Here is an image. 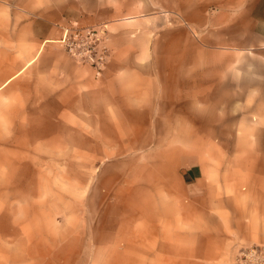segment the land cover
I'll return each mask as SVG.
<instances>
[{
    "label": "rangeland",
    "instance_id": "1",
    "mask_svg": "<svg viewBox=\"0 0 264 264\" xmlns=\"http://www.w3.org/2000/svg\"><path fill=\"white\" fill-rule=\"evenodd\" d=\"M255 2L0 0V84L27 63L0 88V264L200 260L180 162L245 186L226 171L264 158V97L226 91L260 67Z\"/></svg>",
    "mask_w": 264,
    "mask_h": 264
},
{
    "label": "crops",
    "instance_id": "2",
    "mask_svg": "<svg viewBox=\"0 0 264 264\" xmlns=\"http://www.w3.org/2000/svg\"><path fill=\"white\" fill-rule=\"evenodd\" d=\"M253 12H256L255 22L258 28L255 38L260 43L259 55L261 56L260 62L256 64L260 67L257 69L246 67L253 63L243 62V66L236 72V80L242 83L248 81L251 85L245 89L238 86L234 88L235 80L232 79V87L227 85V95L264 97V0H256ZM26 64L15 61L8 70L9 74L7 76L4 74L1 78L0 88L24 72L27 68ZM229 82L228 78L227 84ZM19 84L20 81L17 88ZM215 92L216 90L213 89V94ZM257 156L252 154L248 161L252 163H249L247 168H242L241 172L230 169L226 171L227 177L248 176L250 180L245 186H239L236 181L231 182L228 179L225 186L219 187L213 175L207 176L202 164L196 161L180 162L177 179L182 186L179 195L182 216L179 220L187 222L186 224L192 221L193 240L196 242L192 257L195 260L200 259L191 264H203L202 262L225 264L242 247L264 245V158L259 159ZM258 160L261 161L260 165L255 164ZM221 173L219 171L217 175ZM203 234L209 235V244L198 245V241H206ZM176 235L175 239H180L182 233L176 232ZM163 249H165L164 246ZM202 249L206 251L209 249L210 256Z\"/></svg>",
    "mask_w": 264,
    "mask_h": 264
},
{
    "label": "built area",
    "instance_id": "3",
    "mask_svg": "<svg viewBox=\"0 0 264 264\" xmlns=\"http://www.w3.org/2000/svg\"><path fill=\"white\" fill-rule=\"evenodd\" d=\"M234 264H264V245H252L241 249Z\"/></svg>",
    "mask_w": 264,
    "mask_h": 264
}]
</instances>
